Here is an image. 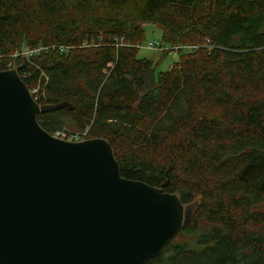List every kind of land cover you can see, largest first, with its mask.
<instances>
[{"label":"trees","instance_id":"obj_1","mask_svg":"<svg viewBox=\"0 0 264 264\" xmlns=\"http://www.w3.org/2000/svg\"><path fill=\"white\" fill-rule=\"evenodd\" d=\"M148 23L166 71L138 56ZM13 67L39 104L72 103L36 115L46 131L87 127L123 177L196 203L145 264H264V0H0Z\"/></svg>","mask_w":264,"mask_h":264},{"label":"water","instance_id":"obj_2","mask_svg":"<svg viewBox=\"0 0 264 264\" xmlns=\"http://www.w3.org/2000/svg\"><path fill=\"white\" fill-rule=\"evenodd\" d=\"M62 107L0 70V264H145L196 203L123 177L104 138L52 136L36 115Z\"/></svg>","mask_w":264,"mask_h":264},{"label":"rangeland","instance_id":"obj_3","mask_svg":"<svg viewBox=\"0 0 264 264\" xmlns=\"http://www.w3.org/2000/svg\"><path fill=\"white\" fill-rule=\"evenodd\" d=\"M161 37V29L156 26L155 24L148 23L144 26V37L142 39V42H138L137 45H139L138 48V56L147 58L152 62V66L154 70L157 72L160 71H166L169 69L173 62H175L178 58V54L175 51L167 52V50H160L158 48H148L147 43L150 40H160ZM42 49V46H30V45H24L22 46L13 56H11L13 59H16V56H22L23 58L27 60H33L35 61L36 56H34L35 51H39ZM15 68V67H13ZM32 88H38V86H32ZM38 98V91L35 94ZM65 126H67L65 124ZM72 127H78L76 125Z\"/></svg>","mask_w":264,"mask_h":264},{"label":"built area","instance_id":"obj_4","mask_svg":"<svg viewBox=\"0 0 264 264\" xmlns=\"http://www.w3.org/2000/svg\"><path fill=\"white\" fill-rule=\"evenodd\" d=\"M137 47L139 45L136 44ZM148 48H158L160 50H168L170 49L168 45H165L164 43L160 42L159 40H150L147 43ZM188 48L189 46H185ZM178 47H173V50H176ZM33 98L37 100V95H35L38 91V88H29ZM52 136L57 137L59 139H64L68 141H78V140H84L87 138V127L82 130H74V129H68V128H58L55 131L50 133Z\"/></svg>","mask_w":264,"mask_h":264}]
</instances>
